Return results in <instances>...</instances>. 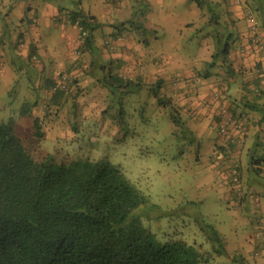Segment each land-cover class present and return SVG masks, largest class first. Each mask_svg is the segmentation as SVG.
I'll return each mask as SVG.
<instances>
[{
    "label": "crops",
    "instance_id": "crops-1",
    "mask_svg": "<svg viewBox=\"0 0 264 264\" xmlns=\"http://www.w3.org/2000/svg\"><path fill=\"white\" fill-rule=\"evenodd\" d=\"M183 1L138 0L140 8L137 10L146 9L145 22L151 20L146 27H159L164 32L160 23L155 21L162 16L160 12L171 23L165 25L170 30L167 36L150 29L153 37L137 39L132 33L145 28L132 22L133 3L130 0H83L86 12L79 9L83 8L82 0H71L79 11L92 16L97 25L92 32L91 50L87 53L91 60L107 63L108 68L115 67L114 72L121 78L128 77L134 82L149 78L153 84L158 83L160 91L171 98L170 104L176 109L185 133L192 140H197L196 164L201 172L199 187L206 193H213L216 201L224 207L230 232L236 237L228 241L221 236L218 227L213 226L218 237L232 245L231 250L228 244L224 247L228 264H237L238 261L241 264H264V148L257 141L258 136L264 140V121L250 125L252 109L243 103L249 90L257 93L258 86L250 83L259 73H262L259 86L264 87V50L252 43L243 15L244 8L235 6L232 0H223L217 5L216 11L220 10V13L216 16H220L216 21L220 24L216 26L229 30L226 34L218 33L212 40L209 37L212 35L204 37L201 34L200 40L196 34L201 22L206 25L207 16H204L203 8L199 9L196 4L191 6L189 10L197 19L187 22L186 16L190 14L185 15L182 10L177 12ZM247 3L248 0V6ZM256 8L253 15L264 40V0H258ZM64 10L55 0H25L19 6L14 4L8 8L2 0L0 17L5 25L11 22L15 27V44L7 47L0 41V108H5L7 97L11 96L8 90L17 81V73H24L27 83L33 88L44 90L53 84L57 73L65 67L79 77L78 85L92 86L95 90L100 87L102 79L96 78L99 73L95 67L89 69L87 77L82 76L79 70L73 71L76 63L69 49L79 51L83 46L78 44V27L71 23ZM74 10L67 9L66 13ZM128 27L131 32L127 34ZM182 29L190 31V35L194 32L192 38H195V45L197 43L196 50L181 51ZM57 34L59 36L56 37ZM3 38L7 39L8 34L0 26V40ZM50 40L53 44H49ZM217 42H227L226 65L218 63L208 69L207 65L217 50ZM60 46L65 49L61 51ZM90 102L94 104L95 101L89 100L88 106ZM232 109H236L237 115ZM222 110H227L233 118L245 119L249 124L243 137V149H236L227 137L218 135L217 125L223 116ZM182 116L187 117L188 123ZM251 138L253 141L249 143ZM234 160L240 166L241 197L230 186L229 169Z\"/></svg>",
    "mask_w": 264,
    "mask_h": 264
},
{
    "label": "rangeland",
    "instance_id": "rangeland-1",
    "mask_svg": "<svg viewBox=\"0 0 264 264\" xmlns=\"http://www.w3.org/2000/svg\"><path fill=\"white\" fill-rule=\"evenodd\" d=\"M24 1L3 0V3L8 8L14 4L19 6ZM28 1L31 0H26ZM55 1L65 9L66 16L69 14L66 13L67 9L87 11L83 0V8L79 7V9L71 0ZM203 1L204 16H207L206 25L201 22L200 30L197 27L198 39L201 40V34L204 37L212 35L209 36L211 40L216 39L214 36H217V33L226 34L229 29L223 26L218 28L213 21L215 14L220 13V10L216 11L217 5L223 3V0ZM130 2L133 3L132 22L145 28L138 33L134 31L132 33L134 38L150 39L154 35L152 30L158 35L170 34V30L165 26L171 23L167 16L160 12L162 16L155 18L164 32L159 27L157 29L146 27L147 22L151 23V20L145 22L146 9L138 11L137 9L140 8L138 0H130ZM181 4L177 12L182 10L185 15L190 14L186 16L187 22L196 20L195 14L189 10L195 5L194 1L184 0ZM247 4L254 12L258 0H248ZM222 21L227 23L226 20ZM241 23L244 26V20ZM0 26L4 27V31L8 34L7 39L0 40L2 45L12 47L15 44V27L11 22L5 25L2 17H0ZM128 31L131 32L129 27L127 34ZM182 32L181 51L193 48L196 50L197 43L195 45L193 42L195 38H192L194 32L191 35L186 29H182ZM76 36H79V31ZM48 42L53 44L52 40ZM64 49L60 46L61 51ZM69 53L75 58L73 60L76 65L73 66V71L79 70L82 76L87 77L90 73L88 66L91 61L90 56L71 48ZM16 75L17 81L15 80L13 87L8 90V95L11 96L7 97L5 108H0V121L7 122L10 118H17L15 134L30 155L38 160L48 156L52 158L54 164H59L63 160L78 159L108 161L146 197L147 202L134 212V216L141 220L143 227L150 230L157 242L162 244L170 240H182L196 245L203 253H210L205 264H228L224 255L215 256L212 253V248H219L212 245L208 235L202 231L205 225L215 226L222 233L221 236L228 241L236 239L230 232L227 213L216 201L213 193H206L199 187L201 172L197 170L196 164L198 142L185 133L182 124L174 123L172 116L178 113H175L176 109L172 110L174 109L172 105L161 107L156 104L151 93L153 88L159 90L161 97L169 98L160 91V86L157 88V83L153 84V80L149 81V78L141 80L138 83L140 84L138 91L129 94L112 87L107 89L100 86L95 90L92 86L78 85L79 77L64 67L61 73H57V79L66 76L70 88L65 95L60 96V94L54 98L55 91L52 90L54 84L44 90L35 89L27 83L24 73ZM125 78L124 80H128V77ZM75 79L76 83H74ZM249 93L245 100L251 103L256 101L258 92L251 90ZM93 99L94 104L90 102L92 105L88 106V101ZM53 101L56 103L51 104ZM24 102L30 105V108L24 116L18 117L20 106ZM259 103H264V98L259 100ZM235 113L234 115H237L236 109ZM262 114L264 109L261 113L252 112L250 125L264 121ZM182 118L188 123L186 116ZM36 119L37 128L34 127ZM38 132L42 135H38ZM251 141L252 138L248 140L249 143ZM257 141L264 148V140L261 136L257 137ZM244 143L243 140L241 149L244 148ZM222 238L220 240L223 247L228 244L231 250V243ZM241 263L238 261L237 264Z\"/></svg>",
    "mask_w": 264,
    "mask_h": 264
},
{
    "label": "trees",
    "instance_id": "trees-1",
    "mask_svg": "<svg viewBox=\"0 0 264 264\" xmlns=\"http://www.w3.org/2000/svg\"><path fill=\"white\" fill-rule=\"evenodd\" d=\"M193 1L203 8V0ZM68 17L86 31L80 51L89 53L97 26L94 18L79 10L71 11ZM217 17L215 14L213 19L216 25ZM226 55L227 42L218 43L208 69L218 63L226 65ZM99 62L91 60L90 68L99 73L96 78L102 79L100 86L128 94L138 91L140 80H124L114 72L115 67ZM261 75L250 83L258 86L256 101L243 102L251 112L264 109V103H259L264 98V87L259 86ZM66 93L57 90L54 98ZM151 93L158 106H171L170 99L161 97L159 90L153 88ZM29 106L21 104L18 117L24 116ZM16 119L0 121V264H205L210 253L201 252L196 245L155 240L134 216L147 202L146 197L108 161L78 159L54 164L48 156L35 159L15 134ZM172 119L181 124L178 114ZM202 231L219 248H212V253L226 256L215 229L205 225Z\"/></svg>",
    "mask_w": 264,
    "mask_h": 264
},
{
    "label": "built area",
    "instance_id": "built-area-1",
    "mask_svg": "<svg viewBox=\"0 0 264 264\" xmlns=\"http://www.w3.org/2000/svg\"><path fill=\"white\" fill-rule=\"evenodd\" d=\"M235 6H239L244 8L243 15L246 19V22L249 27L250 37L253 44H255L259 49L264 50V40L260 34V30L258 28V23L253 15V11L246 5V0H232ZM79 30V36L77 37L79 46H83L85 42V37L87 35L86 31L79 26L78 23H75ZM34 59V57H32ZM68 78L66 76H62L58 78L54 86L52 88L53 91L69 90ZM223 116L220 119V122L217 125V133L220 137H227L229 139V143L239 149L243 142V137L247 129H249V124L245 119L242 118H233L228 114L227 110H222ZM239 164L237 160H234L230 166V186L232 190L237 194L238 197L242 196V188L239 174ZM255 202H258V199L255 198ZM257 235V234H256Z\"/></svg>",
    "mask_w": 264,
    "mask_h": 264
},
{
    "label": "clouds",
    "instance_id": "clouds-1",
    "mask_svg": "<svg viewBox=\"0 0 264 264\" xmlns=\"http://www.w3.org/2000/svg\"><path fill=\"white\" fill-rule=\"evenodd\" d=\"M56 81V80H55ZM55 83V82H54Z\"/></svg>",
    "mask_w": 264,
    "mask_h": 264
}]
</instances>
